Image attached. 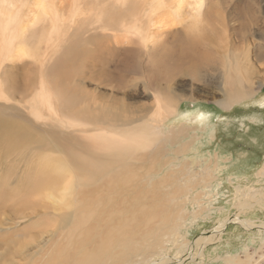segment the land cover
Segmentation results:
<instances>
[{
  "label": "rangeland",
  "instance_id": "obj_1",
  "mask_svg": "<svg viewBox=\"0 0 264 264\" xmlns=\"http://www.w3.org/2000/svg\"><path fill=\"white\" fill-rule=\"evenodd\" d=\"M10 1L0 9V264H35L47 245L79 238L65 188L92 192L95 211L112 206L99 264H264V0H204L203 20L183 3L181 36L192 25L215 34L197 76L186 62L162 70L161 48H180L164 35L148 45L147 72L126 65L122 34L89 40L87 23L117 15L114 0ZM7 12L35 57L5 56ZM134 141L141 149L120 145V158L89 149Z\"/></svg>",
  "mask_w": 264,
  "mask_h": 264
},
{
  "label": "bare ground",
  "instance_id": "obj_2",
  "mask_svg": "<svg viewBox=\"0 0 264 264\" xmlns=\"http://www.w3.org/2000/svg\"><path fill=\"white\" fill-rule=\"evenodd\" d=\"M126 1L127 0H114L111 8L115 13H117V15L111 16L108 20H104V18H101L103 16H101L100 17L101 19L94 18L93 20L87 23L88 26L94 29L92 30V38H89V40L94 38L93 34L96 33L95 31L97 29H103L104 31H109L111 33L122 34L126 42L130 46L129 48H125L123 51L124 60L128 68L132 67L131 69L136 71L137 70L141 71V69L143 68L144 71L147 72V68H148L147 62L149 61V58H152L153 56L151 54L152 52L149 51L151 48H148L149 47L148 45H151L149 43L151 42V40L153 41L154 37L159 38L162 35H164L165 38L169 37L171 39V44L174 43L177 46H180L177 53H173L171 50L169 51V48L166 49L161 48L162 49L160 50L161 54L157 58L161 63V67H163L162 70H164L165 72H167L168 69H171L170 66L175 61H179V63L181 62L182 64H184V62L188 63L189 69L187 70L192 72L191 74L193 73L196 74L201 65L203 66L208 64L207 63L208 57L211 58V56L208 52L207 54L205 53L206 49L204 47L211 45L212 39H214L212 37L214 33L210 31L207 32L206 30L203 29L198 30V28H196L194 25H192L193 27L190 26V29L195 28L197 32L195 31L194 32L197 33V35H194L195 33L192 34L193 32L190 31L191 34L186 36H181L179 34L180 31H177L178 24H180V22L183 20V18H181V16L179 15V13L181 14V10L185 6L191 7L192 8L191 11H194L195 14L193 16V19L198 20V18L202 17L203 20L204 15L203 14L202 16L200 15L199 8L202 6V1L204 0H138L139 2H134V4H131L132 6L131 5L127 6ZM6 3L9 5H7ZM183 3L184 4L186 3L187 5L185 4V6L182 8V6L184 5ZM14 5L15 3L13 1L7 2V0H0V7H2L0 9L3 11L4 9H7L8 11L13 10ZM44 11L45 10H43V8L40 6L39 14L45 15ZM2 17H4V25L1 28L2 32L8 31L11 26L14 27V31H15L14 33H11L7 39L2 40V49L4 48L5 56L7 58L13 56H21V55L33 57L34 52L31 51H30L31 53L27 52L28 47L26 48L25 47L26 45L24 43V40L26 38L23 39L24 31H22L23 30L22 27L20 29L18 28L20 26L19 22L14 17L12 18V16H9L8 12L3 13ZM164 17H172V19L169 22L159 24L160 30H157V33L155 34L154 33L150 34L151 24L153 26L154 24H158L159 21ZM205 18L208 19L209 15H205ZM38 19H39L38 15L35 16L31 21V25L36 24L38 22ZM221 22L223 25L224 24L223 20H221ZM168 24L169 26H167ZM26 27L27 26H25V28ZM53 28L51 29L54 30ZM224 28L226 27L223 25V29ZM16 29H19L18 32H16ZM226 29L224 30L226 31ZM88 33L89 32H87V34ZM217 35H219V31ZM48 41L49 42L52 41L51 38L50 40L48 39ZM14 44L19 45L16 48V50H12ZM230 47L233 46L231 45ZM224 56L228 57L229 55L225 54ZM143 58L146 60H144ZM142 59L146 61V64H144ZM154 60L155 59H151L150 63H153ZM171 72L172 71H170V73ZM37 116L38 115H36V117ZM97 145L98 146L96 147L92 146L89 149L95 151L98 150V147L103 148L106 146H112L116 150L114 154H116L118 158H120V154L118 153L120 145L123 147V149H127V150L138 149V148L141 149L143 145V141L121 142V144L114 143V144H105V145L99 143ZM70 153L68 159L69 166L73 164L74 161V157H73L74 154L72 153L71 155ZM92 155H95V153ZM127 156H128L127 154H124L125 159L127 158ZM68 168L67 170H62V171L68 173L69 175ZM99 189L100 188H98L97 190ZM65 190H66L65 197L68 198V200L69 199L72 200L74 198L76 203L79 204L80 206L79 212L75 214L76 220L73 226L75 227V230L72 233V235L74 234L77 237L79 236V238L74 241L72 246H70L71 242L73 241V239H75L72 237H70V243H59L57 245H55L54 243V244H50L51 246L47 245L46 251L42 254L40 253L41 258H39V260L36 261L35 264H99L100 256L105 255V253L108 252V245L105 243V241H106L107 232L113 227V224L109 223V215L112 212V206L106 205L101 210L95 211V207L92 201L93 196L90 195L92 192L90 193L88 191H79L77 193L76 188H65ZM101 190H103L104 193L107 194L113 193V188H101ZM57 191H58L57 189L55 190L53 189L52 191L45 193L43 195L44 199H48L49 198L48 195H51L52 197H56ZM59 197H63V196H59ZM62 208L68 209V206L65 205V207ZM114 222L120 224V221L118 219H116ZM247 224L248 223H246V226H248ZM117 252L118 251L114 252V254ZM176 258L180 259L181 257L176 256ZM7 262L8 264H14L13 263L14 260L13 262L12 260H7ZM164 262L165 260H163V263Z\"/></svg>",
  "mask_w": 264,
  "mask_h": 264
}]
</instances>
